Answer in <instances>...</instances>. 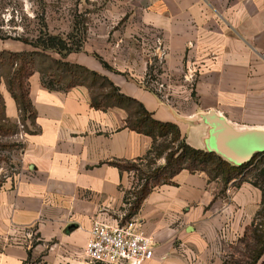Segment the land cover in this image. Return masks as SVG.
<instances>
[{
	"label": "crops",
	"instance_id": "crops-1",
	"mask_svg": "<svg viewBox=\"0 0 264 264\" xmlns=\"http://www.w3.org/2000/svg\"><path fill=\"white\" fill-rule=\"evenodd\" d=\"M107 1L95 53L113 71L90 48L63 58L0 39V54L39 52L28 79L33 121L22 124L9 76H0L4 117L16 129L0 142L17 145L10 163L0 162V264H88L94 222L123 221L137 181L114 163L144 166L153 139L127 126L128 109L94 107L108 91L101 78L157 121L176 124L198 150L209 151L217 118L238 132H264V0ZM157 37L176 81L170 102L142 84ZM186 73L193 90L180 82ZM232 183L223 195L221 180L183 170L155 187L134 216L155 246L145 264H223L262 202L259 189Z\"/></svg>",
	"mask_w": 264,
	"mask_h": 264
},
{
	"label": "trees",
	"instance_id": "trees-1",
	"mask_svg": "<svg viewBox=\"0 0 264 264\" xmlns=\"http://www.w3.org/2000/svg\"><path fill=\"white\" fill-rule=\"evenodd\" d=\"M43 25L45 29L46 24L44 21ZM78 35L81 37L82 33ZM78 35L76 36L78 37ZM0 39L20 41L32 46L36 50L55 52L63 58L71 53L80 52L84 49L83 39L80 38L76 42V38L73 39L71 36L69 38H64L51 34L48 31H41L37 39L31 42L21 37L10 36L8 33L4 34L0 30ZM38 53L39 52H4L0 54V76L2 74L9 76L8 86L19 105L22 116L21 120L24 124L29 120L33 121L35 117V112L30 100L28 79L34 73L35 57ZM94 56L101 61L105 69L113 71V69L97 55ZM69 67V70L74 71L73 73H89L86 68L81 66ZM101 79L104 81V88L108 91L102 95L100 100L96 99L93 101L94 107L106 109L112 106H121L128 109L130 115L127 120V126L153 139V147L146 156V160L153 155L155 151H157L154 157L155 159L162 157L166 159L165 165L152 171L149 176L146 177V181L143 185L140 183L141 181L139 179V174L142 173L139 164L125 162L114 163L121 171L133 172L137 181L135 189L126 194L125 203L130 206V209L125 214L122 222L130 220L137 214L144 199L155 187L172 183V179L183 170H187L190 173H205L209 176L210 180H221L226 186L237 179H242L244 181L243 178L247 176L248 173L254 172L258 182L253 184L260 188L263 199L261 209L257 213L253 223L246 228L244 235L240 238V242H253L252 248L250 247V252L246 253L244 256L245 259H250V263L245 261V264H264V168H260L264 163V152L256 153L247 163L234 165L214 152L192 148L186 143L185 138L182 137L180 129L176 124L157 121L141 103L121 94L120 90L109 80L105 78ZM4 107V100L0 93V136H11L16 133V129L15 126L10 125L4 117ZM160 139H170V143L158 144ZM177 142L178 146L174 148L173 145ZM133 197L134 200H132ZM258 220L259 222H257ZM231 259V257L229 259L227 258L223 264H232Z\"/></svg>",
	"mask_w": 264,
	"mask_h": 264
},
{
	"label": "rangeland",
	"instance_id": "rangeland-1",
	"mask_svg": "<svg viewBox=\"0 0 264 264\" xmlns=\"http://www.w3.org/2000/svg\"><path fill=\"white\" fill-rule=\"evenodd\" d=\"M106 10H108L107 0H0V30L4 34L8 33L10 36L21 37L31 42L37 39L41 31H48L51 34L62 36L64 38H69L71 36L73 39L76 38V42L81 38L83 39V48H90L93 50L94 55H97L95 53L97 41L101 40L97 37L99 26L98 19L101 14L106 12ZM43 21L46 24L45 29L43 27ZM81 33L82 35L80 37L78 34ZM76 35H78V37ZM109 42L111 43L112 39H109ZM161 43L164 44V40L157 37L154 39L153 45L148 48L151 50L150 54H148L149 60L147 68L141 76L142 84L158 95L159 98L170 102L172 97L175 95L177 87L175 88V86L172 85L173 82H176L174 78H172V74L167 72L164 68L168 57V51L166 56L163 57L160 53ZM43 52L57 54L49 51ZM46 56L53 62L57 59V57L55 58L51 55ZM194 81L195 76L193 74L186 73L180 82H189V86L187 88L193 90L195 89ZM167 143H170V139H160L158 141V144L161 145ZM0 145V162L6 161L7 163H10L8 156L11 157L17 145L5 142H0ZM177 146L178 142L173 145L174 148ZM156 153L157 151H155L154 154L146 160L144 166L140 167L142 173L139 174V179L142 185L145 183L146 177H148L152 171L165 165L160 164L161 158H154ZM260 168H264V163L260 166ZM255 176L256 174L254 172L248 173L247 176L243 178L244 181L242 179H237L233 181L231 187L238 188L243 184H249L260 190V188L254 186L253 184L258 182ZM221 183L222 190L220 194L224 195L227 186L222 181ZM132 200H134V197ZM127 208L129 210L130 206H127ZM260 209L261 205L254 214L252 223ZM257 222H259V220ZM252 246V241H247L245 243L242 241L240 242V238L236 240L234 244L227 249L229 258H232V264H245V261L250 263V259H245L244 256L246 253L250 252V247L252 248Z\"/></svg>",
	"mask_w": 264,
	"mask_h": 264
},
{
	"label": "built area",
	"instance_id": "built-area-1",
	"mask_svg": "<svg viewBox=\"0 0 264 264\" xmlns=\"http://www.w3.org/2000/svg\"><path fill=\"white\" fill-rule=\"evenodd\" d=\"M160 50L166 56L165 44L161 43ZM85 256L88 264H145L155 257V246L134 217L116 225L97 220L90 231Z\"/></svg>",
	"mask_w": 264,
	"mask_h": 264
},
{
	"label": "water",
	"instance_id": "water-1",
	"mask_svg": "<svg viewBox=\"0 0 264 264\" xmlns=\"http://www.w3.org/2000/svg\"><path fill=\"white\" fill-rule=\"evenodd\" d=\"M216 130L209 144V151L225 160L242 165L249 162L256 153L264 152V132H238L223 119H215Z\"/></svg>",
	"mask_w": 264,
	"mask_h": 264
}]
</instances>
